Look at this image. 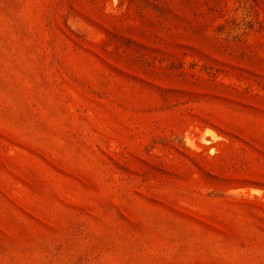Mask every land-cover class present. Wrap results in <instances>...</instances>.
Segmentation results:
<instances>
[{
  "label": "rangeland",
  "instance_id": "rangeland-1",
  "mask_svg": "<svg viewBox=\"0 0 264 264\" xmlns=\"http://www.w3.org/2000/svg\"><path fill=\"white\" fill-rule=\"evenodd\" d=\"M0 264H264V0H0Z\"/></svg>",
  "mask_w": 264,
  "mask_h": 264
}]
</instances>
